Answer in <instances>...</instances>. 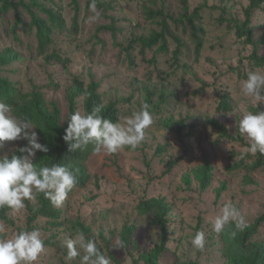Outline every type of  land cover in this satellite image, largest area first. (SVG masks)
<instances>
[{"label":"rangeland","instance_id":"1","mask_svg":"<svg viewBox=\"0 0 264 264\" xmlns=\"http://www.w3.org/2000/svg\"><path fill=\"white\" fill-rule=\"evenodd\" d=\"M23 1L46 21L44 9L53 10L63 25H49L48 44L41 54L29 8L17 4L3 11L0 6V57L11 51V60L0 64V79L7 81L13 95L12 115L23 117L20 113L25 105L37 103L56 112L58 124L66 128L69 89L77 78L85 87L97 83L102 104L114 103L118 110L117 120L148 104L153 124L134 150L125 147L112 154L97 153L92 145L81 150L84 185H75L60 207L40 194L25 200L23 209H11L5 218L0 217L7 229L0 236L38 228L45 250L35 264H67L65 241L81 230L96 240L112 264H147L146 258L161 245L160 223L164 222L167 238L157 264H229L231 254L241 250L231 234L234 226L216 233L210 221L232 201L248 224L240 233H248V244L264 249V220L256 221L264 214V154L239 158L249 144L239 131L242 115L264 111V104L255 106L240 90L249 71L264 69L251 59L252 46L235 33L250 0H187L185 10L179 0H165L166 11L176 18L197 9L196 22L204 31L203 47L197 52L191 30H175L168 19L185 45L177 56L176 43L169 37L165 53H156L154 48L142 56L136 46L127 54L130 41L160 30V18L151 19L145 12L147 5L155 8L149 0H97L100 17L95 21L90 19L94 15L91 0H77V15L72 0ZM112 24L114 32L107 29ZM250 25L257 55L264 56V3L252 12ZM53 52L68 62L47 61L45 55ZM161 90L176 98L162 101ZM222 90L232 100L227 115L215 112ZM36 95H40L37 101ZM74 102L72 113L85 110L83 95ZM168 117L171 127L163 125ZM212 120L237 139L219 137ZM34 130L50 150L51 138L37 126ZM25 144L23 139L4 142L0 153L9 154ZM49 150L37 151L33 161L37 167ZM42 205L50 206L54 214L35 215ZM197 231L205 233L203 250L191 244ZM116 240H123L124 247H113ZM71 264H80V258Z\"/></svg>","mask_w":264,"mask_h":264},{"label":"clouds","instance_id":"2","mask_svg":"<svg viewBox=\"0 0 264 264\" xmlns=\"http://www.w3.org/2000/svg\"><path fill=\"white\" fill-rule=\"evenodd\" d=\"M90 11L93 21L99 19L100 12L96 0H91ZM245 97L257 106L264 104V69L249 71L240 88ZM11 105L0 100V149L4 142L26 140L27 144L18 147L20 155L0 153V208L19 211L25 207V200H32L37 194L60 207L77 183V178L69 166L52 164L37 167L33 162L37 151L46 153L48 147L39 142L36 126L27 118L12 115ZM153 124V116L148 104L129 116L113 121L100 115L99 108L91 111L77 110L67 119V127L62 139L68 151L83 150L92 145L94 152L112 154L128 147L136 149L145 139V130ZM239 131L246 135L249 144L240 152V159L247 155L264 154V111H246L239 122ZM216 233H223L229 225L234 226L232 235L242 232L247 221L232 201H227L220 214L211 221ZM7 231L5 223L0 221V234ZM197 250L205 246V233L197 231L191 240ZM67 264L80 258V264H112V259L102 252L95 239L87 238L83 231L66 239ZM124 247L123 240H116L114 246ZM45 250L44 240L38 228H27L14 232L11 237L0 236V264H35Z\"/></svg>","mask_w":264,"mask_h":264},{"label":"trees","instance_id":"3","mask_svg":"<svg viewBox=\"0 0 264 264\" xmlns=\"http://www.w3.org/2000/svg\"><path fill=\"white\" fill-rule=\"evenodd\" d=\"M161 4L158 6V0H149L151 3L150 5L155 6L152 8L151 6H145V12L147 16L151 19H155L156 17L160 18L157 22L160 26L159 31H152L149 35L145 37H139L130 41L128 46L126 47V51L128 55H131V51H134L136 46H138V54L144 56L146 52L152 51L156 48V53H165L168 51V37L172 39L176 43V48L174 50V55L177 56L180 52V48L184 47L185 45L180 41L179 37L175 34L174 31L171 29V25L168 22V19L172 21L175 30L178 28H182L186 30L189 28L191 30L192 40L195 43V50L199 52L203 47V29L199 24H197L196 20L198 17V10L196 9L193 13L188 14L184 12L180 14L178 18L173 17L166 11L165 0H160ZM36 3V0H33ZM75 6V12L77 15L78 13V3L77 0H72ZM182 4L184 10L187 7V0H179ZM264 3V0H250L249 5L246 7L244 11V20L241 23L236 24L235 26V33L238 38H244L245 42L252 46V53L251 59L254 61L256 66H263L264 65V56L257 55L256 52V44L254 40V33L251 29V15L252 12L256 9H259L260 6ZM0 6L3 11H7L9 8L13 7L14 5H22L25 8H29L28 5L23 1L20 0L18 3H14L11 0H0ZM96 4H98L96 0ZM167 10H169L167 8ZM47 13V21L41 17H39L35 12H33L29 8V12L31 15V21L36 26L37 35L39 39L38 50L41 54L45 53V49L48 44V36L50 33V26L49 25H60L62 26V19L60 16L55 13L51 9H44ZM77 27V25H75ZM108 30L112 32L115 31L114 26L107 27ZM11 51H7L0 57V64H6L8 60V55ZM45 59L48 60H55L60 63L65 64L68 62V59H63L60 55L56 53L46 54ZM144 59V58H143ZM97 83L91 82L86 87L83 85V82L77 78L73 79V85L69 89L68 100H69V110L70 114H72L75 106L74 98L80 95L84 96V109L85 111H91L93 108L100 109V115L103 117L116 121L118 117V110L115 108L114 103H109L107 105H103L101 101V97L97 92ZM0 93L2 96V100L10 104L11 100L13 99V95L9 93L8 90V83L7 81H2L0 79ZM40 95H36V101L39 99ZM159 97L162 101H170L176 98V95L173 93H165L161 90ZM215 112L217 114L227 115L231 112L233 105L232 100L227 93V91L222 90L218 93V100L215 103ZM20 115L24 118L29 119L37 128L40 130L42 135L49 136L52 140L53 147L49 150V154L41 161L40 166H51L52 164H63L69 166L70 170L73 171L74 175L77 178L76 185L82 186L85 182V174L83 168L84 154L80 149L76 151H68V146L66 142L62 139L64 135L65 128L61 127L58 124V116L56 112H49L41 108L37 103H29L25 105L24 109L21 111ZM179 122V121H178ZM211 123L216 128L219 137L226 138V139H237L232 133H230L224 126L218 124L215 120H212ZM183 123L180 121L179 126ZM163 125L165 127H171L173 123L170 122V118H166L163 121ZM15 153L16 155H20L18 152V148L13 150L9 153V155ZM257 163L255 166H258ZM205 184V181H203ZM40 197H44L43 194H40ZM152 205L155 208H158L159 211L161 210L160 206L153 202ZM151 209V207H150ZM11 209L4 207L0 208V217L5 218L6 213L9 212ZM36 214H54L53 209L50 206L42 205L40 209L35 211ZM162 216V215H161ZM264 220V214L257 218V222ZM162 227L163 237L161 245L158 249L151 255L146 258L147 264H157L156 260L158 254H160L164 248L166 243V229L164 222L160 223ZM248 234V233H247ZM247 234L238 233L237 237L235 235V241L240 243L241 250L234 251L231 254L229 264H264V249L257 248L254 245L248 244L246 242Z\"/></svg>","mask_w":264,"mask_h":264}]
</instances>
